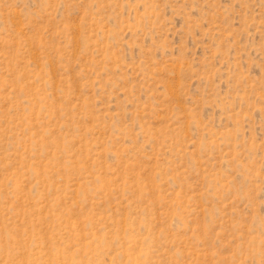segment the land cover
<instances>
[{
  "label": "rangeland",
  "instance_id": "rangeland-1",
  "mask_svg": "<svg viewBox=\"0 0 264 264\" xmlns=\"http://www.w3.org/2000/svg\"><path fill=\"white\" fill-rule=\"evenodd\" d=\"M0 264H264V0H0Z\"/></svg>",
  "mask_w": 264,
  "mask_h": 264
}]
</instances>
